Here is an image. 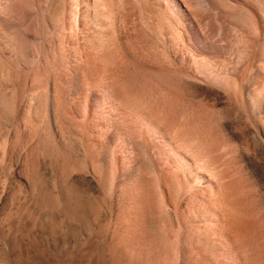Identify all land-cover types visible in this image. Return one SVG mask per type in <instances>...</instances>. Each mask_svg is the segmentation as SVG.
<instances>
[{"label":"rangeland","instance_id":"rangeland-1","mask_svg":"<svg viewBox=\"0 0 264 264\" xmlns=\"http://www.w3.org/2000/svg\"><path fill=\"white\" fill-rule=\"evenodd\" d=\"M188 1L161 4L157 37L167 45L175 31L187 52L154 58L152 124L106 112L101 92L87 132L114 131L120 164L139 156L134 138L146 143L150 176L140 167L110 189L83 156L39 149L0 184V264H264V126L248 111L258 99L264 118V69L237 93L247 61L264 58V20L233 0Z\"/></svg>","mask_w":264,"mask_h":264},{"label":"bare ground","instance_id":"bare-ground-1","mask_svg":"<svg viewBox=\"0 0 264 264\" xmlns=\"http://www.w3.org/2000/svg\"><path fill=\"white\" fill-rule=\"evenodd\" d=\"M163 1L189 4L188 0H0V184L8 185L19 169H28L41 148L83 156L110 189L140 167L150 176L154 161L146 143L134 138L139 156L120 164L113 156L114 131L102 137H88L87 132L101 92L106 112L128 111L136 121L145 115L152 124L154 58L169 46L187 52L175 31L167 45L155 33V27L163 29ZM197 1L207 5L206 0ZM233 1L251 7L255 17L264 20V0ZM233 1L227 7H233ZM245 66L237 78L240 95L249 84L246 72L264 69V58L254 54ZM261 103L255 98L248 101L249 114L260 127L264 126ZM107 118L104 115L101 121ZM119 194V204L124 203L125 192ZM141 201L143 211L151 209V189Z\"/></svg>","mask_w":264,"mask_h":264}]
</instances>
